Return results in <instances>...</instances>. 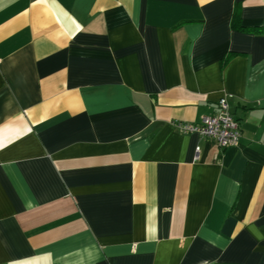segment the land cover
Returning a JSON list of instances; mask_svg holds the SVG:
<instances>
[{"label": "crops", "instance_id": "obj_1", "mask_svg": "<svg viewBox=\"0 0 264 264\" xmlns=\"http://www.w3.org/2000/svg\"><path fill=\"white\" fill-rule=\"evenodd\" d=\"M0 264H264V0H0Z\"/></svg>", "mask_w": 264, "mask_h": 264}, {"label": "built area", "instance_id": "obj_2", "mask_svg": "<svg viewBox=\"0 0 264 264\" xmlns=\"http://www.w3.org/2000/svg\"><path fill=\"white\" fill-rule=\"evenodd\" d=\"M175 125L180 132L199 134L213 140L220 148L237 145L241 134L239 123L232 115L225 97L218 100L217 111L204 116L199 123L178 122ZM198 152L197 148L196 157Z\"/></svg>", "mask_w": 264, "mask_h": 264}, {"label": "trees", "instance_id": "obj_3", "mask_svg": "<svg viewBox=\"0 0 264 264\" xmlns=\"http://www.w3.org/2000/svg\"><path fill=\"white\" fill-rule=\"evenodd\" d=\"M231 22H232L233 26H238L239 25V13H238L237 10L235 11V14L233 15V18H232Z\"/></svg>", "mask_w": 264, "mask_h": 264}]
</instances>
